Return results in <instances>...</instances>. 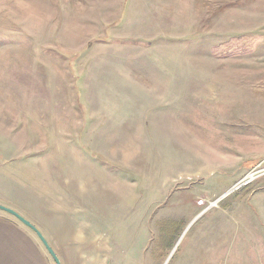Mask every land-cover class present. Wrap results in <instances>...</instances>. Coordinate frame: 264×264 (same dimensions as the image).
<instances>
[{"label": "rangeland", "instance_id": "rangeland-1", "mask_svg": "<svg viewBox=\"0 0 264 264\" xmlns=\"http://www.w3.org/2000/svg\"><path fill=\"white\" fill-rule=\"evenodd\" d=\"M0 197L75 264H264V0H0Z\"/></svg>", "mask_w": 264, "mask_h": 264}, {"label": "crops", "instance_id": "crops-1", "mask_svg": "<svg viewBox=\"0 0 264 264\" xmlns=\"http://www.w3.org/2000/svg\"><path fill=\"white\" fill-rule=\"evenodd\" d=\"M32 204H39V202L33 201ZM0 205L13 209L31 222L42 233L48 244L54 250L60 264H75L71 261V256H74L71 253L72 251L64 248L62 244H59L58 239L61 237L60 234L58 237H53L54 243L51 242L50 236L54 233L51 231L52 234L50 236L46 234L40 218H36L35 216L30 218L18 208L8 204L1 197ZM59 224L60 229H62V224ZM54 231L58 232L60 230ZM75 254L79 256L81 253L77 252ZM0 264H55V262L33 231L11 215L0 211Z\"/></svg>", "mask_w": 264, "mask_h": 264}, {"label": "water", "instance_id": "water-1", "mask_svg": "<svg viewBox=\"0 0 264 264\" xmlns=\"http://www.w3.org/2000/svg\"><path fill=\"white\" fill-rule=\"evenodd\" d=\"M0 211H3L5 213L11 215L15 219H17L20 223H22L27 228H29L31 231H33L36 234V236L38 237V239L40 240V242L42 243V245L44 246V248L46 249V251L52 257V259L54 260L55 264H60V261H59L57 255H56V253L54 252V250L48 244V242L46 241V239L44 238L42 233L31 222H29L27 219L22 217L20 214H18L13 209H10V208L5 207L3 205H0Z\"/></svg>", "mask_w": 264, "mask_h": 264}]
</instances>
